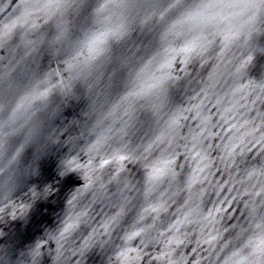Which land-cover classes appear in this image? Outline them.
Instances as JSON below:
<instances>
[{
    "label": "clouds",
    "instance_id": "9594fccd",
    "mask_svg": "<svg viewBox=\"0 0 264 264\" xmlns=\"http://www.w3.org/2000/svg\"><path fill=\"white\" fill-rule=\"evenodd\" d=\"M0 264H264V0H0Z\"/></svg>",
    "mask_w": 264,
    "mask_h": 264
}]
</instances>
